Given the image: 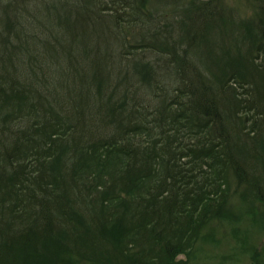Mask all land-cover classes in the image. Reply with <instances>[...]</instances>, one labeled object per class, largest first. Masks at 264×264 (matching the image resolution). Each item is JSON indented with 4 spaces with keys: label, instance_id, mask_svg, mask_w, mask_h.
Wrapping results in <instances>:
<instances>
[{
    "label": "trees",
    "instance_id": "16d2710c",
    "mask_svg": "<svg viewBox=\"0 0 264 264\" xmlns=\"http://www.w3.org/2000/svg\"><path fill=\"white\" fill-rule=\"evenodd\" d=\"M50 1L0 0V264H64L50 252L61 248L60 228L78 222L76 211L91 215L99 199L101 207L130 202L126 239L114 247L122 264H186L198 242L215 238L211 225L232 217L233 183L251 181L264 203V179L247 166L264 157L247 114L264 115V62L256 61L264 59V0L255 28L236 29L239 46L255 39V56L222 63L211 36L227 17L207 8L212 0H191L179 33L155 27L160 12L146 0ZM140 25L152 36L127 45L125 31ZM149 47L143 79L130 54ZM230 68L231 79L251 84L245 95L224 88ZM62 161L65 173L51 166ZM80 246L72 248L79 263Z\"/></svg>",
    "mask_w": 264,
    "mask_h": 264
},
{
    "label": "rangeland",
    "instance_id": "374dc122",
    "mask_svg": "<svg viewBox=\"0 0 264 264\" xmlns=\"http://www.w3.org/2000/svg\"><path fill=\"white\" fill-rule=\"evenodd\" d=\"M53 1L56 2V0ZM190 1L191 0H146V4L150 5L152 2L154 8L150 5L149 10H153V16L160 12L159 16L157 15L155 18V27H158V29H167L169 32L170 30H175L179 33V30L183 26L181 25L184 22L183 20L189 17L192 12V3L190 4ZM195 1L196 2L194 3L196 4L201 3L203 0ZM49 2L51 1L49 0ZM213 5L222 10L224 18L227 17L221 24L222 28L215 29L211 36L212 51H214L213 60L220 58L218 63H222L224 59L231 62V59L227 57L236 56L238 52L245 55L244 59L247 58V55L250 57L255 56V39L251 37L252 39L250 38L247 40L245 47L239 46L240 43L238 44V41L240 40V34L238 35V33H236V29L240 26L250 28L251 26H254L255 28V21L257 18L260 19L261 17V6H259L258 0H212V3L208 4L207 8L212 9ZM45 11L44 9H40L37 14L38 18L43 19L46 16L44 15ZM48 16L49 15H47L45 19H48ZM141 26L143 25L136 27V29L125 31L124 35L126 37L127 45L129 42L138 45V41L142 38L145 39L152 36L150 32L144 29L142 31L140 29ZM146 27H148V25ZM150 48L151 47L139 52L138 55H134L130 52V56L135 57L133 65H136L138 74L143 79L148 78V72L150 71V64H147L143 58H149V60H152L155 55ZM131 51L135 52V48L132 47ZM56 58L63 61L60 54L57 55ZM256 61L264 62L263 56ZM242 69L243 68L239 71L242 72ZM232 70L233 68H230L224 72V78L222 81L224 88L233 85L239 92L241 91L245 95V92H247V89L251 84L249 85V82L245 83V88H243L240 83V77L237 76L239 72L235 71V69L234 71L237 77L231 79ZM262 92L264 93V91ZM252 110L248 111L247 114H253V118L256 120V127L254 129H258V127L260 128L256 130L257 133L260 130V137L254 143L258 144L259 150H262L264 146V132L262 133V130H264V115L260 117L261 115ZM244 123L247 128L252 126L251 118L250 120H245ZM235 126L234 129H236ZM256 132L253 134L254 136H256ZM247 141L248 143L252 142V140ZM233 144L234 146L239 145L236 141ZM262 156H264V154ZM63 161L62 163H52L51 166H53L57 172L63 171V173H65L66 168L64 167L65 164ZM247 166H250L255 170V179H264V157H255V155H252ZM88 168L90 169L89 165ZM86 169L87 166L83 169L84 174L86 173ZM86 174H88V172ZM231 174L233 173L231 172ZM83 177L84 175H82L81 179H83ZM250 182L251 181L247 182L249 185L244 184L242 187L236 186L235 183L231 185V196L227 198L229 202L225 205L229 211L232 212L230 213L232 217L228 221H218L216 222V225H211L212 230H214L212 233L215 238L211 237L206 241L198 242L195 245L197 249L195 259H188L186 264H256L258 260L259 263L264 264V203L260 200L254 199L256 195L250 189ZM95 184L97 183L90 179V182H88L87 185L92 190V196L95 194L93 192L95 190ZM64 187L66 189L70 188V190H72V188L76 189V186L73 184H67L64 185ZM66 198L68 204L70 198ZM91 203L95 211L92 212L91 215H88V213L85 214L86 211H81V213L76 211L74 219H79L78 222L76 221L72 223L70 220L67 221L66 224L68 226V231H63L60 228L58 236H62L63 240L61 239L62 242L59 241L58 244L61 248H59L60 250L55 249L57 246L53 245L50 247V252L51 249L54 248V254L61 257L64 264H71V262L72 264H97L93 263V260L97 258L101 262L98 264H122L123 260L119 256L118 249H114V247H118L120 244L122 245L126 239L123 238L125 230L124 225L128 223L130 218L128 214V206L130 202H127L128 205L124 207L115 206V204L101 207L102 203H104L101 199L93 200ZM83 214L85 217H83ZM94 227H97V230H93ZM205 230L209 231L208 228ZM55 235L57 236V232H55ZM92 239L95 242L96 240L100 242L101 246L99 249V244L95 245L94 242L91 243ZM62 243L64 245H62ZM74 244L81 245L80 248L76 250L77 253H81L80 263L77 259H74L72 255L75 253V251H73L74 249H72ZM252 252L257 253L259 259L253 258V254H251ZM91 257H93V259ZM177 258L183 260L186 257L180 255ZM89 259L91 261H89ZM46 263H48V259H46Z\"/></svg>",
    "mask_w": 264,
    "mask_h": 264
}]
</instances>
